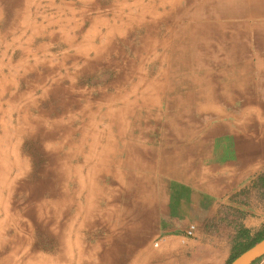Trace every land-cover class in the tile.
<instances>
[{"label": "crops", "instance_id": "crops-1", "mask_svg": "<svg viewBox=\"0 0 264 264\" xmlns=\"http://www.w3.org/2000/svg\"><path fill=\"white\" fill-rule=\"evenodd\" d=\"M0 84V264H228L261 231L264 0H0Z\"/></svg>", "mask_w": 264, "mask_h": 264}, {"label": "rangeland", "instance_id": "rangeland-1", "mask_svg": "<svg viewBox=\"0 0 264 264\" xmlns=\"http://www.w3.org/2000/svg\"><path fill=\"white\" fill-rule=\"evenodd\" d=\"M107 74H109V72H103L102 76L103 77L108 76ZM98 79L100 80L99 76H98ZM9 92H10V89H7V86L4 87L2 86V84H0V97L4 94H8ZM16 121L17 120L14 119L13 123L15 124ZM38 137L39 138H37L35 135L34 137H29V136L24 137L23 144L27 146V151L29 152L33 160V176L31 177L32 179L31 181L34 183V185H39V188L43 189L44 197L48 199L51 196V193L57 190L59 183L57 182V180L55 181L54 179V175H56V173L52 174L50 172L51 175L50 174L45 175V170L47 169L46 167L49 165V160L51 157L49 156V153L46 154V152L44 151L43 145L45 142H47V137H49V135H45V136L42 135ZM261 196L262 194L258 195V198L262 199ZM33 202H34V199L32 203ZM260 202H261L260 205L262 206V208H264V199L261 200ZM28 203H31V202L29 201ZM55 204H54V207H55ZM39 225H42V224L39 223ZM37 228L40 229L41 226L40 227L38 226Z\"/></svg>", "mask_w": 264, "mask_h": 264}, {"label": "trees", "instance_id": "trees-1", "mask_svg": "<svg viewBox=\"0 0 264 264\" xmlns=\"http://www.w3.org/2000/svg\"><path fill=\"white\" fill-rule=\"evenodd\" d=\"M258 184L262 185L264 187V174L261 175L258 179ZM264 236V224L262 226L261 231L255 233L253 237H249L247 233H245L242 230H239L235 236L234 245L232 248V255L229 259L228 264L234 260L239 254L253 246L256 242L260 241L262 237ZM244 239L245 241L242 243L239 240Z\"/></svg>", "mask_w": 264, "mask_h": 264}, {"label": "water", "instance_id": "water-1", "mask_svg": "<svg viewBox=\"0 0 264 264\" xmlns=\"http://www.w3.org/2000/svg\"><path fill=\"white\" fill-rule=\"evenodd\" d=\"M264 256V236L253 246L239 254L229 264H253Z\"/></svg>", "mask_w": 264, "mask_h": 264}, {"label": "built area", "instance_id": "built-area-1", "mask_svg": "<svg viewBox=\"0 0 264 264\" xmlns=\"http://www.w3.org/2000/svg\"><path fill=\"white\" fill-rule=\"evenodd\" d=\"M194 226L193 225H189L187 230H186V236L187 237H192L193 233H194Z\"/></svg>", "mask_w": 264, "mask_h": 264}]
</instances>
